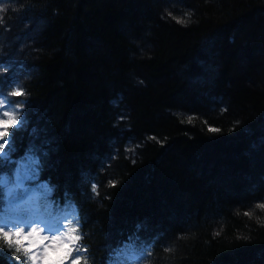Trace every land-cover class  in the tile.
<instances>
[{"label": "trees", "instance_id": "1", "mask_svg": "<svg viewBox=\"0 0 264 264\" xmlns=\"http://www.w3.org/2000/svg\"><path fill=\"white\" fill-rule=\"evenodd\" d=\"M0 9V96L23 104L0 221L22 165L42 215L75 229L80 264H264V0ZM24 249L0 235V264H31Z\"/></svg>", "mask_w": 264, "mask_h": 264}, {"label": "snow or ice", "instance_id": "2", "mask_svg": "<svg viewBox=\"0 0 264 264\" xmlns=\"http://www.w3.org/2000/svg\"><path fill=\"white\" fill-rule=\"evenodd\" d=\"M171 15V13H169ZM3 20H0L2 23ZM178 23H183L184 21L177 19ZM142 83V82H141ZM23 95V92L16 91L15 96L20 97ZM3 119H0V140H3L5 137L10 135L9 125H16L18 123L17 115L13 111H4L3 112ZM215 131V129H213ZM0 148H3V145H0ZM20 177L18 176L16 179V187H20ZM93 190H95V186H93ZM18 198V193L15 192L14 189H9L8 193V202L9 204H14L15 200ZM259 207L264 208V204L259 205ZM11 226H0V235L6 240L9 245H23L25 242H28L30 245L29 247L25 248L24 251L27 253L33 252L35 248H39L43 246V264H68L71 254L73 252V248L71 244H65L61 242V237L58 235H53L51 237L42 235L41 231L35 227H31L30 231L25 233L24 228L19 227V224H31L25 221H21L19 223H12L9 222ZM5 227H12L16 228L15 232L5 231ZM71 232H75V229H71ZM67 234V238L70 242H76L79 240V236ZM13 236L16 237L13 240ZM51 240L50 243L48 241ZM63 251L62 256H58V258L53 259L52 253H60ZM7 255V254H5ZM9 264H15V261L12 260L10 256L7 257ZM32 260H36L37 256L33 255L31 257ZM72 264H80V258L77 256L75 260H72Z\"/></svg>", "mask_w": 264, "mask_h": 264}, {"label": "rangeland", "instance_id": "3", "mask_svg": "<svg viewBox=\"0 0 264 264\" xmlns=\"http://www.w3.org/2000/svg\"><path fill=\"white\" fill-rule=\"evenodd\" d=\"M31 20H33L32 18H29ZM33 23V21H31ZM28 27H32V25L30 23H26ZM38 21L34 22V25H33V31L34 33L36 34L39 29H40V25H38ZM4 26V25H3ZM6 28V27H4ZM4 30H7V29H4ZM17 33V32H15ZM6 36H10L9 37V40L10 41H13L15 39L19 40L18 37V34H13V33H5ZM15 35V36H13ZM30 40L31 38H28L26 41H23L22 38H20V41H23L21 43L23 44H26L27 42L30 43ZM19 41V43H20ZM12 43V42H10ZM16 45V44H14ZM14 89V92L18 91V88L16 87H13ZM20 105L17 106V105H13L11 103H8L6 102L4 99L0 98V119H3L5 117H3V112L4 111H13L16 113V111H18L20 109ZM0 145H3V140H0ZM0 153L3 154V148H0ZM20 177V187H16V185L12 186L10 189H14L16 193H18V198L17 199H22L21 201H25L26 198L31 195V188L30 187H26L25 186V180L28 179V175L26 174V176H19ZM36 205H37V202H34V201H30L28 202V204L25 206V208H21V209H18L19 212H23L24 213V216H22L20 218V222L23 220L27 223H31L30 225L29 224H19L18 226L19 227H22L24 228V231L25 233H27L28 231H30V228L31 227H35L37 228L38 230L41 231V234L42 235H46V236H53V235H58L61 237V242L62 243H65V244H71L74 245L75 243L74 242H70L68 240V238L64 235V230L61 229V227H63L62 224H54L51 222V219L48 218V220H45L44 218H42V215L40 216V213H39V210L36 208ZM12 222V223H19V221H15V220H9V222ZM7 223V224H0V226H11L10 223ZM5 231H11V232H15L17 229L16 228H12V227H5L4 228ZM51 240L48 241V243H50ZM25 247H29L30 245L28 244V242H25L24 243ZM32 256L35 255L37 256V259L36 260H32L31 264H43V246L39 247V248H35L33 250V252H31ZM63 255V251H61L60 253H52V258L53 259H56L58 258V256H62ZM72 255V254H71ZM72 258V256L70 257V259ZM69 259V262L68 264H71V261Z\"/></svg>", "mask_w": 264, "mask_h": 264}, {"label": "bare ground", "instance_id": "4", "mask_svg": "<svg viewBox=\"0 0 264 264\" xmlns=\"http://www.w3.org/2000/svg\"><path fill=\"white\" fill-rule=\"evenodd\" d=\"M7 89H8V92H9V93H13V94H14V89H13L12 84L8 85V86H7ZM2 97H3V96H2ZM19 105H20L21 108L18 110V113L20 114V112H21L22 109H23V104L19 102V103L17 104V106H19Z\"/></svg>", "mask_w": 264, "mask_h": 264}, {"label": "clouds", "instance_id": "5", "mask_svg": "<svg viewBox=\"0 0 264 264\" xmlns=\"http://www.w3.org/2000/svg\"><path fill=\"white\" fill-rule=\"evenodd\" d=\"M0 11H2V9H0ZM0 20H2V17H0Z\"/></svg>", "mask_w": 264, "mask_h": 264}]
</instances>
